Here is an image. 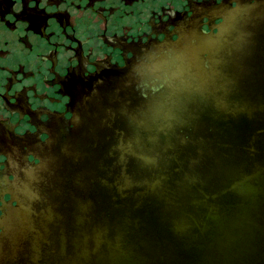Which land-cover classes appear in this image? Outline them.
<instances>
[{"label": "flooded vegetation", "instance_id": "flooded-vegetation-1", "mask_svg": "<svg viewBox=\"0 0 264 264\" xmlns=\"http://www.w3.org/2000/svg\"><path fill=\"white\" fill-rule=\"evenodd\" d=\"M188 1L0 0V233L29 170L61 152L79 92L145 56Z\"/></svg>", "mask_w": 264, "mask_h": 264}, {"label": "water", "instance_id": "water-1", "mask_svg": "<svg viewBox=\"0 0 264 264\" xmlns=\"http://www.w3.org/2000/svg\"><path fill=\"white\" fill-rule=\"evenodd\" d=\"M159 43L149 44L145 56L99 75L93 88L79 92L73 117L61 130V152L39 158L18 188L17 206L2 218L0 264H46L103 137Z\"/></svg>", "mask_w": 264, "mask_h": 264}]
</instances>
